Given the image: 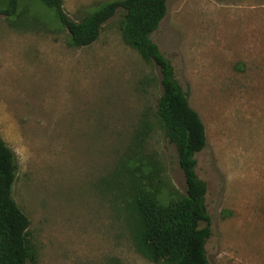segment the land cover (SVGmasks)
I'll return each instance as SVG.
<instances>
[{"label": "rangeland", "instance_id": "rangeland-1", "mask_svg": "<svg viewBox=\"0 0 264 264\" xmlns=\"http://www.w3.org/2000/svg\"><path fill=\"white\" fill-rule=\"evenodd\" d=\"M114 0H62L79 20ZM150 36L201 120L208 264H264V0H167ZM0 0V137L14 153L12 197L29 220L36 264H156L135 249L120 161L155 163L183 193L175 149L154 127L131 141L159 98L158 69L121 37V13L89 46L39 0ZM132 165L134 162H129ZM162 195H165L163 191Z\"/></svg>", "mask_w": 264, "mask_h": 264}, {"label": "trees", "instance_id": "trees-1", "mask_svg": "<svg viewBox=\"0 0 264 264\" xmlns=\"http://www.w3.org/2000/svg\"><path fill=\"white\" fill-rule=\"evenodd\" d=\"M166 1L114 0L75 21L64 12L62 0H39L76 48L96 41L103 24L120 12L123 42L158 69L161 92L154 121L144 113L129 149L138 153L156 127L175 149L185 190H170L152 161L145 164L141 158L126 157L120 161V169L128 177L124 209L131 219L135 249L146 259L156 264H208L205 243L211 230L206 186L195 173V155L206 146L204 127L189 106L187 92L175 79L170 62L150 38L166 15ZM17 3L6 0L1 13L7 18L16 15ZM17 170L14 153L0 137V264H36L35 249L27 239L29 220L12 197Z\"/></svg>", "mask_w": 264, "mask_h": 264}]
</instances>
